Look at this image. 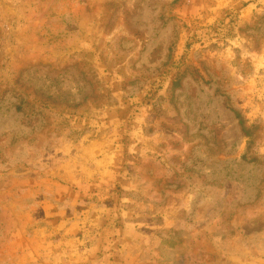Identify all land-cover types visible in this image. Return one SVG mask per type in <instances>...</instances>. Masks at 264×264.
Instances as JSON below:
<instances>
[{"label": "rangeland", "instance_id": "374dc122", "mask_svg": "<svg viewBox=\"0 0 264 264\" xmlns=\"http://www.w3.org/2000/svg\"><path fill=\"white\" fill-rule=\"evenodd\" d=\"M0 264H264V0H0Z\"/></svg>", "mask_w": 264, "mask_h": 264}, {"label": "trees", "instance_id": "16d2710c", "mask_svg": "<svg viewBox=\"0 0 264 264\" xmlns=\"http://www.w3.org/2000/svg\"><path fill=\"white\" fill-rule=\"evenodd\" d=\"M237 115V117H239V115L238 114H236ZM239 123L241 124V125H243V120L242 119H239ZM244 129V128H243Z\"/></svg>", "mask_w": 264, "mask_h": 264}]
</instances>
